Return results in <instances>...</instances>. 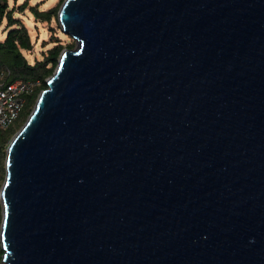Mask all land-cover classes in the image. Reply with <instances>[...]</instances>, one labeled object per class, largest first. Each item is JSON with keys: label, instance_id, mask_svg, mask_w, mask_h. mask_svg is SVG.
<instances>
[{"label": "water", "instance_id": "obj_1", "mask_svg": "<svg viewBox=\"0 0 264 264\" xmlns=\"http://www.w3.org/2000/svg\"><path fill=\"white\" fill-rule=\"evenodd\" d=\"M75 40L6 151V264H264V0H64Z\"/></svg>", "mask_w": 264, "mask_h": 264}, {"label": "trees", "instance_id": "obj_2", "mask_svg": "<svg viewBox=\"0 0 264 264\" xmlns=\"http://www.w3.org/2000/svg\"><path fill=\"white\" fill-rule=\"evenodd\" d=\"M63 2L64 0H60L56 6L48 10H41L38 6L34 5H30V9L40 21L49 22L55 18L58 22V12ZM26 7V2L20 5H12L10 0H0V27L4 25L8 30L5 38L0 40V69L6 71V77L11 81L22 79L39 82L34 92L27 98L26 104L18 117L21 119V122L15 125L13 123L7 129L0 130V189L6 174V151L13 135L26 122L34 109L41 91L47 87L46 80L54 73L62 51L65 48L75 47V43L64 44L57 37L53 41V46L48 48L41 58H36L34 62H31L26 56V52L34 48V43L27 26L17 16V12H24ZM1 223L2 206L0 201V228Z\"/></svg>", "mask_w": 264, "mask_h": 264}, {"label": "rangeland", "instance_id": "obj_3", "mask_svg": "<svg viewBox=\"0 0 264 264\" xmlns=\"http://www.w3.org/2000/svg\"><path fill=\"white\" fill-rule=\"evenodd\" d=\"M59 1L60 0H10L12 5L27 3L25 11H18L17 16L20 17L27 26L32 42L34 43V48L26 52V56L31 62H34L36 58H41L43 56L42 54L53 46V41L56 40L57 37H59L64 44L73 42L76 45L75 40L61 31L59 22H57L55 18L49 22L40 21L30 9V5H34L38 6L41 10H48L56 6ZM7 33L8 30L4 25L0 27V40L4 39ZM18 119L13 125L21 122V119Z\"/></svg>", "mask_w": 264, "mask_h": 264}, {"label": "built area", "instance_id": "obj_4", "mask_svg": "<svg viewBox=\"0 0 264 264\" xmlns=\"http://www.w3.org/2000/svg\"><path fill=\"white\" fill-rule=\"evenodd\" d=\"M0 69V130L7 129L20 116L27 98L38 86V81L10 80ZM0 264H6L5 251L0 242Z\"/></svg>", "mask_w": 264, "mask_h": 264}]
</instances>
